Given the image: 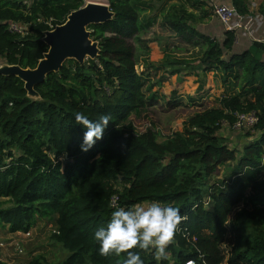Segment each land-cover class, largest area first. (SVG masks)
Returning a JSON list of instances; mask_svg holds the SVG:
<instances>
[{
	"label": "trees",
	"instance_id": "16d2710c",
	"mask_svg": "<svg viewBox=\"0 0 264 264\" xmlns=\"http://www.w3.org/2000/svg\"><path fill=\"white\" fill-rule=\"evenodd\" d=\"M158 1L161 23L187 42L201 40L204 50L195 66L168 54L149 65L172 75H194L187 71L196 68L198 78L214 71L236 87L164 138L154 128L139 131L133 122L149 106L136 52L141 34L155 24L143 13ZM163 1L108 0L114 18L89 27L100 55L84 64L67 60L36 86L38 98L28 96L19 77L0 74V226L28 233L38 219L54 221L52 239L69 252L56 264H123L125 253L100 255L94 231L106 227L117 208L152 201L180 209L182 220L168 259L158 262L152 250H131L139 251L144 264H264V42L233 53L234 31H225L220 42L197 30L210 14L207 0ZM231 3L248 13L247 0ZM84 4L0 0L4 64L35 68L49 49L45 32ZM10 22L27 28L12 31ZM252 111L258 116L253 138L231 147L219 134L223 123L233 126L236 113ZM78 112L91 120L110 116L103 138L88 151L80 146L85 129L76 124ZM222 167L224 178L211 183ZM114 195L117 207L111 205ZM228 235L227 257L222 245ZM16 264L50 263L40 254Z\"/></svg>",
	"mask_w": 264,
	"mask_h": 264
},
{
	"label": "rangeland",
	"instance_id": "374dc122",
	"mask_svg": "<svg viewBox=\"0 0 264 264\" xmlns=\"http://www.w3.org/2000/svg\"><path fill=\"white\" fill-rule=\"evenodd\" d=\"M228 2L231 1L207 0L210 14L197 24V30L218 38L222 42L225 38V28L214 14V6L218 3ZM106 4L109 5V3ZM141 35L136 52L137 69L145 81L147 88L145 94L149 98V106L139 117L133 116V122L139 131L154 128L159 132L160 138L169 136L174 131L181 130L183 122L195 112L217 105L220 97L226 94V89L234 87L231 84H224L220 73H214V71H208L203 78H198L197 74L200 73V70L196 68L187 71L194 72V75H187L185 71H182L180 75H172L169 70H164L162 74V78H165L164 81L160 82L158 79L154 81L159 71L155 72L153 69L155 67H151L149 63H159L163 56L168 54L174 60H183L185 63L190 62L191 66H195L199 63L204 45L197 38H193L189 42L183 40L160 22L149 27ZM237 50V48H233L232 51L236 52ZM230 54V51L225 50L224 58L228 59ZM3 64L4 61L0 58V66ZM153 75L155 76L153 77ZM150 79L154 83L152 87H148L152 85L149 83ZM201 82H203L202 89H200ZM148 88L152 89L148 90ZM231 90L236 91V87ZM152 94H155L156 98L150 100ZM219 134L231 147L242 148L253 138L255 129L248 127L239 129L225 122L219 130ZM225 173L226 168H220L215 177L211 179V183L223 179ZM54 229V221L38 219L37 224L28 234L18 237L16 233H10L7 227L0 226V242L6 247L3 249L0 247V250L5 251L3 254L0 252V260L13 264L24 263L33 256L41 254L50 264L62 261L69 255V252L52 239ZM17 240L22 244V251L15 248ZM230 240L231 235H228L227 241L222 245V250L227 257L231 246ZM168 255L170 257L171 253Z\"/></svg>",
	"mask_w": 264,
	"mask_h": 264
},
{
	"label": "clouds",
	"instance_id": "9594fccd",
	"mask_svg": "<svg viewBox=\"0 0 264 264\" xmlns=\"http://www.w3.org/2000/svg\"><path fill=\"white\" fill-rule=\"evenodd\" d=\"M75 121L85 129L80 146L83 151H88L97 140L103 138L110 116L103 114L91 120L78 112ZM181 220L180 209L172 205L157 201L137 203L114 210L106 227L95 230L93 237L99 244L100 255L120 256L125 253L127 258L123 264H144L139 251L132 249L152 250L159 262L168 259L166 249L173 241Z\"/></svg>",
	"mask_w": 264,
	"mask_h": 264
},
{
	"label": "water",
	"instance_id": "95a60500",
	"mask_svg": "<svg viewBox=\"0 0 264 264\" xmlns=\"http://www.w3.org/2000/svg\"><path fill=\"white\" fill-rule=\"evenodd\" d=\"M114 18L110 6L103 2L88 1L72 11L66 21L45 32L43 41L49 46L35 68L3 64L0 74L13 75L24 81L28 96L38 98L36 86L42 84L51 73L58 72L63 64L74 59L80 64L100 55L99 42L91 37L89 27L106 23Z\"/></svg>",
	"mask_w": 264,
	"mask_h": 264
},
{
	"label": "crops",
	"instance_id": "0c3cea01",
	"mask_svg": "<svg viewBox=\"0 0 264 264\" xmlns=\"http://www.w3.org/2000/svg\"><path fill=\"white\" fill-rule=\"evenodd\" d=\"M166 1L167 0L163 1V3H165ZM247 2H248V6H249V11L246 14H242L244 26L239 27V28L234 30V32H235V44H234L233 48H235V49L237 48L239 50V51L237 50L236 52H240L243 49H247L255 41L264 42V9L262 8L263 0H247ZM161 3L162 2H160V1L151 3V5H153V6H150L143 13L144 16H146L148 18H152L153 20H155V24L162 22V13H161L160 9H158V10L155 9L154 4L156 6H159ZM232 52L234 53L235 51H232ZM153 69H155L154 70L155 72L159 71V74L157 75V77L155 78L154 81H156V79H158L160 82H161V80L163 82L165 79V78H162V74L164 72V69H162L161 67H158V69L157 68H153ZM154 76L155 75H153V77ZM149 83L154 84L151 81V79H150ZM159 84H161V83H159ZM159 84H157V85H159ZM143 203H148V202H143ZM20 233L21 232H18V234H20ZM1 243L2 242H0V245H1ZM3 245L0 247H2V249L6 248ZM168 248H169V246H168ZM168 248L166 249V251H167V254H170V251H168ZM0 252H1V254L5 253V251H3V250H0ZM8 257L10 258V256H8ZM168 257H169V255H168Z\"/></svg>",
	"mask_w": 264,
	"mask_h": 264
},
{
	"label": "built area",
	"instance_id": "2783aa9c",
	"mask_svg": "<svg viewBox=\"0 0 264 264\" xmlns=\"http://www.w3.org/2000/svg\"><path fill=\"white\" fill-rule=\"evenodd\" d=\"M90 0H87V2ZM98 2L109 3L108 0H99ZM86 3V0H85ZM214 14L219 19V21L223 24L225 31L231 30L234 31L239 27H243V15L240 14L237 9L232 5L231 2L228 3H218L214 6ZM26 25L17 24L14 22H10L9 29L18 33H24L26 30ZM258 122V116L256 112L252 111L249 113H236V121L234 123V127L236 128H252L254 130L255 124ZM117 199L118 196L114 195L111 199V205L113 207H117ZM30 232V231H29ZM55 232V229H54ZM25 235L28 233H20L17 235ZM2 246V244L0 245ZM15 248L18 251H22V244L17 240L15 241ZM185 264H199L193 259H189Z\"/></svg>",
	"mask_w": 264,
	"mask_h": 264
},
{
	"label": "bare ground",
	"instance_id": "6f19581e",
	"mask_svg": "<svg viewBox=\"0 0 264 264\" xmlns=\"http://www.w3.org/2000/svg\"><path fill=\"white\" fill-rule=\"evenodd\" d=\"M90 1H99V0H90Z\"/></svg>",
	"mask_w": 264,
	"mask_h": 264
}]
</instances>
